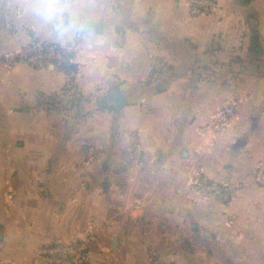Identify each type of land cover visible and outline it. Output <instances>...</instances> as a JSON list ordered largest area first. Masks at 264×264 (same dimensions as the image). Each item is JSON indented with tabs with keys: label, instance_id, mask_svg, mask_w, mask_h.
I'll return each mask as SVG.
<instances>
[{
	"label": "crops",
	"instance_id": "obj_1",
	"mask_svg": "<svg viewBox=\"0 0 264 264\" xmlns=\"http://www.w3.org/2000/svg\"><path fill=\"white\" fill-rule=\"evenodd\" d=\"M216 2L67 0L61 36L34 0H0V264L90 231L91 264H264V0ZM41 40L76 67L10 61ZM197 172L231 199L198 200Z\"/></svg>",
	"mask_w": 264,
	"mask_h": 264
},
{
	"label": "built area",
	"instance_id": "obj_2",
	"mask_svg": "<svg viewBox=\"0 0 264 264\" xmlns=\"http://www.w3.org/2000/svg\"><path fill=\"white\" fill-rule=\"evenodd\" d=\"M194 15L211 12L216 6V0H182ZM72 50L56 41L41 40L32 41L23 47L13 56L10 61L25 62L36 68L48 66L54 63L63 66L72 61L70 53ZM71 86V84H69ZM74 89L68 93L73 96ZM233 112L231 106H226L219 111L216 120L213 122L219 129H223L229 121ZM255 178L261 180L264 176V165L259 163L254 169ZM236 184L231 180H217L209 175L197 172L189 180V191L198 200H207L212 197H219L224 201L231 199ZM94 239L93 232L68 242H56L49 245L39 246L35 253L41 256L47 264H91L90 250Z\"/></svg>",
	"mask_w": 264,
	"mask_h": 264
},
{
	"label": "clouds",
	"instance_id": "obj_3",
	"mask_svg": "<svg viewBox=\"0 0 264 264\" xmlns=\"http://www.w3.org/2000/svg\"><path fill=\"white\" fill-rule=\"evenodd\" d=\"M31 11L39 22L52 26L61 36L76 27L74 21L66 19L71 16L67 0H34Z\"/></svg>",
	"mask_w": 264,
	"mask_h": 264
},
{
	"label": "trees",
	"instance_id": "obj_4",
	"mask_svg": "<svg viewBox=\"0 0 264 264\" xmlns=\"http://www.w3.org/2000/svg\"><path fill=\"white\" fill-rule=\"evenodd\" d=\"M72 55V53H71ZM65 67H67L68 70L71 68H75V63L74 62H67L64 64ZM160 68V67H159ZM71 88H74L73 96H71V102L73 103V106H79L80 103L84 100L87 99L86 96H84L78 89L77 84H71V87L66 86L65 90L69 91Z\"/></svg>",
	"mask_w": 264,
	"mask_h": 264
},
{
	"label": "water",
	"instance_id": "obj_5",
	"mask_svg": "<svg viewBox=\"0 0 264 264\" xmlns=\"http://www.w3.org/2000/svg\"><path fill=\"white\" fill-rule=\"evenodd\" d=\"M85 27H89V28H97L98 25L97 24H87ZM85 29V28H84ZM103 101L105 103L108 102H115L116 103V112L117 114H119L120 110L124 107V102L119 94V92L117 90L110 92L109 94H107L106 96H104Z\"/></svg>",
	"mask_w": 264,
	"mask_h": 264
}]
</instances>
